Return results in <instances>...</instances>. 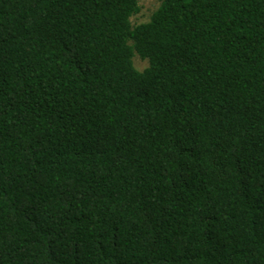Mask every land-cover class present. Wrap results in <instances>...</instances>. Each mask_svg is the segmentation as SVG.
I'll list each match as a JSON object with an SVG mask.
<instances>
[{"label": "trees", "instance_id": "16d2710c", "mask_svg": "<svg viewBox=\"0 0 264 264\" xmlns=\"http://www.w3.org/2000/svg\"><path fill=\"white\" fill-rule=\"evenodd\" d=\"M158 1L0 0V264H264V0Z\"/></svg>", "mask_w": 264, "mask_h": 264}, {"label": "rangeland", "instance_id": "374dc122", "mask_svg": "<svg viewBox=\"0 0 264 264\" xmlns=\"http://www.w3.org/2000/svg\"><path fill=\"white\" fill-rule=\"evenodd\" d=\"M140 12L132 17L131 21L133 24L138 25L149 21L151 14L159 5L158 0H140ZM133 63L138 71H142L148 66V62L141 60L138 56L133 58Z\"/></svg>", "mask_w": 264, "mask_h": 264}]
</instances>
